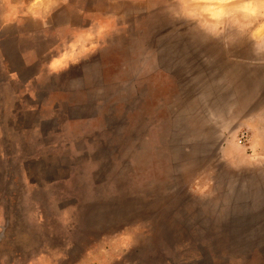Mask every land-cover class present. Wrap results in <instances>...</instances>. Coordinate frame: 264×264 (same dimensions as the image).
Masks as SVG:
<instances>
[{
  "label": "rangeland",
  "instance_id": "1",
  "mask_svg": "<svg viewBox=\"0 0 264 264\" xmlns=\"http://www.w3.org/2000/svg\"><path fill=\"white\" fill-rule=\"evenodd\" d=\"M0 264H264V0H0Z\"/></svg>",
  "mask_w": 264,
  "mask_h": 264
}]
</instances>
